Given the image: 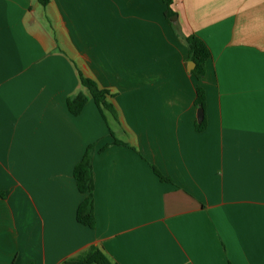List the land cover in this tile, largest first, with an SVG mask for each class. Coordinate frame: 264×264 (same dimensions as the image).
<instances>
[{"label":"crops","instance_id":"obj_1","mask_svg":"<svg viewBox=\"0 0 264 264\" xmlns=\"http://www.w3.org/2000/svg\"><path fill=\"white\" fill-rule=\"evenodd\" d=\"M173 9L0 0V264H71L92 246L111 264H264V0ZM192 35L211 52L201 79ZM90 146L94 229L74 178Z\"/></svg>","mask_w":264,"mask_h":264},{"label":"trees","instance_id":"obj_2","mask_svg":"<svg viewBox=\"0 0 264 264\" xmlns=\"http://www.w3.org/2000/svg\"><path fill=\"white\" fill-rule=\"evenodd\" d=\"M43 5H47L50 0H39ZM175 0H163L167 6L166 17L170 20L175 17L177 13L173 9ZM188 51L189 60L196 64L194 75L198 78H204L206 76V65L211 58V52L207 44L199 37L192 35L183 38ZM83 85L90 91L96 105L103 111H111L114 113L112 105L107 101L108 92L100 90L97 84L84 76H82ZM88 103V97L84 94H80L76 97L68 100V109L73 116H79L85 109ZM197 106L205 111V95L202 89H198V96L196 100ZM206 127V119L204 118L198 125L199 130H203ZM116 144H122L116 141ZM95 155V148L90 146L81 160V162L75 167L74 178L77 183V187L81 194L86 195L87 198L81 204L77 212V219L79 223L88 226L92 229L95 228L96 222L94 217V173H93V158ZM162 180H167L160 174H158ZM4 198V193L0 192V199ZM71 264H111L110 260L105 254L95 246L88 248L80 253L78 256L69 260Z\"/></svg>","mask_w":264,"mask_h":264},{"label":"water","instance_id":"obj_3","mask_svg":"<svg viewBox=\"0 0 264 264\" xmlns=\"http://www.w3.org/2000/svg\"><path fill=\"white\" fill-rule=\"evenodd\" d=\"M177 16H175V17H173L172 19H171V21H176L177 20ZM190 65L192 66V69H195V67H196V64L194 63V62H190ZM203 119H204V110L202 109V108H200L199 109V111H198V121H199V123H201L202 121H203Z\"/></svg>","mask_w":264,"mask_h":264}]
</instances>
